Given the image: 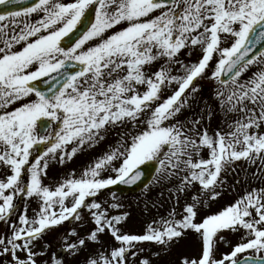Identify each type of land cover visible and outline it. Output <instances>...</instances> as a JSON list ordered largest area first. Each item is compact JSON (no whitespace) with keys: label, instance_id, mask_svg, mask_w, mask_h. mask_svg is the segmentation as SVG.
Here are the masks:
<instances>
[{"label":"snow or ice","instance_id":"1","mask_svg":"<svg viewBox=\"0 0 264 264\" xmlns=\"http://www.w3.org/2000/svg\"><path fill=\"white\" fill-rule=\"evenodd\" d=\"M21 3L0 0V222L8 229L0 233V264H38L46 252L36 242L64 221L81 220V209L95 228L86 238L73 229L68 249L75 255L100 245L84 264H152L161 251L145 255L150 247L167 252L193 236L198 254L181 255L179 264H264V187L201 215L205 197L222 196V174L235 162H259L253 177L264 178V0H33L10 10ZM197 47L198 61H181L182 50ZM175 66L182 74H173ZM205 77L218 82L211 99L227 131L210 134L204 126L213 115L200 97ZM129 125L79 178L73 172L54 189L44 184L49 160L70 159L110 128ZM146 162L179 180L176 204L189 190L196 195L182 212L173 207L129 233L122 230L129 214L109 216L95 198L110 186L136 184ZM26 198L40 201L31 218ZM17 202L25 206L13 221ZM226 233L239 241L231 244ZM221 243L231 250L221 252Z\"/></svg>","mask_w":264,"mask_h":264},{"label":"rangeland","instance_id":"2","mask_svg":"<svg viewBox=\"0 0 264 264\" xmlns=\"http://www.w3.org/2000/svg\"><path fill=\"white\" fill-rule=\"evenodd\" d=\"M201 57V49L197 47L194 50L185 49L180 54V59L184 63L196 62ZM163 62H158L151 71H155L157 67ZM257 69L253 67L245 77L251 76ZM173 74H182L179 71V66L173 68ZM195 83V82H194ZM218 82L208 79L207 77L199 79L200 97L202 100L209 101L212 105L213 115L210 121L205 123V127L209 129L212 134L216 129H222L227 131V123L223 110L218 106L217 102L211 99L214 95L215 89L218 87ZM171 87H175L172 85ZM171 95V88L166 91L165 96ZM204 107L203 103H200L198 107H195L191 111L184 113L185 117H192L194 113L199 112ZM183 118V117H182ZM232 117H227L228 121H231ZM55 128V125H53ZM126 131H131V126L110 128L105 134L104 139L100 140L93 146L85 144L83 148L78 149L75 156L65 158L63 162L60 161L59 156L56 160H49V167L47 169V175L43 178L44 184L51 188H55L66 178H71L70 174L75 173V177L79 178L85 169L94 166L104 155L109 153L120 142L121 137ZM73 145H69L68 149L71 150ZM35 155V153H34ZM207 157V152L201 154ZM259 167V162L256 165L248 164L245 161H237L231 169L222 174V178L225 180L224 187L221 189L222 196L215 201H209L205 197V202L201 206V215L212 214L223 207L235 202V200L245 194L246 191L252 190L256 187H264V178L253 177V173L256 172ZM253 178H251V177ZM242 178H249L250 186L245 183H240ZM179 184V180L175 177L168 179L162 176V174L156 173L152 182L143 190H141L136 196L124 199L125 196H120L108 191L107 189L101 190L100 194L95 198L97 202L102 204V209L108 210L109 216L121 215L128 213L126 221L123 222L122 230L129 233H140L145 227L153 220H159L161 217H166L169 211L175 207L176 211L182 212L183 206L186 202H191V197L196 195L192 190H189L186 194H181L179 197V204L175 202V186ZM29 199V200H27ZM92 199V198H89ZM26 204L34 205L39 209L40 201L37 198H26ZM66 203L71 204V198ZM22 203L17 202V207ZM113 204H119L120 207L113 208ZM81 220L70 219L64 221L61 225L55 226L49 231L43 238L37 241V251H44L46 255L38 257V264H43V261H47L48 264H54L55 259H60L62 264H66L64 260L72 251H67V245L76 242V237L72 235V230L75 229L76 233L81 238H86L87 234L95 228L93 219L87 209H81ZM29 217H32L29 215ZM6 225L0 222V233H5ZM227 239L231 241V244H235L239 241V234L226 233ZM102 240L106 245L112 244L113 239L110 235H103ZM48 245V247H45ZM100 249V245L95 243H89L86 250L81 251L79 254H72L70 264L76 262V255L79 259L87 258L89 253H95ZM102 250V249H101ZM199 245L196 238L190 237L188 240L183 241L180 245L167 252L152 246L149 248L145 255H151L156 251H161L160 256H152V264H179L181 255H196L198 254ZM221 252H228L231 247H225L223 243L220 245ZM84 256V257H83Z\"/></svg>","mask_w":264,"mask_h":264},{"label":"water","instance_id":"3","mask_svg":"<svg viewBox=\"0 0 264 264\" xmlns=\"http://www.w3.org/2000/svg\"><path fill=\"white\" fill-rule=\"evenodd\" d=\"M33 0H22L21 4H14L10 7V10H21L23 7L30 5ZM0 10H2V6H0ZM264 50V49H262ZM157 165L154 162H147L145 165L141 166V169L144 170L145 175L133 185L127 184H118L111 187L112 190L118 191L121 194L125 193H137L145 188L152 180L156 173Z\"/></svg>","mask_w":264,"mask_h":264},{"label":"trees","instance_id":"4","mask_svg":"<svg viewBox=\"0 0 264 264\" xmlns=\"http://www.w3.org/2000/svg\"><path fill=\"white\" fill-rule=\"evenodd\" d=\"M23 209H24V206L23 207H21V213L23 212ZM19 215V214H18Z\"/></svg>","mask_w":264,"mask_h":264}]
</instances>
